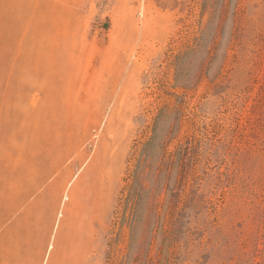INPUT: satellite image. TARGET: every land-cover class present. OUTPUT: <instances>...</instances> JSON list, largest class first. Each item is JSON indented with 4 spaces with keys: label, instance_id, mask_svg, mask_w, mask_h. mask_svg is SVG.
Segmentation results:
<instances>
[{
    "label": "rangeland",
    "instance_id": "1",
    "mask_svg": "<svg viewBox=\"0 0 264 264\" xmlns=\"http://www.w3.org/2000/svg\"><path fill=\"white\" fill-rule=\"evenodd\" d=\"M0 264H264V0H0Z\"/></svg>",
    "mask_w": 264,
    "mask_h": 264
}]
</instances>
